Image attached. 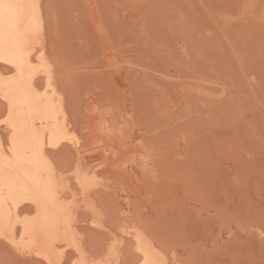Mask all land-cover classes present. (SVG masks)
<instances>
[{
	"label": "rangeland",
	"instance_id": "obj_1",
	"mask_svg": "<svg viewBox=\"0 0 264 264\" xmlns=\"http://www.w3.org/2000/svg\"><path fill=\"white\" fill-rule=\"evenodd\" d=\"M44 5L82 136L58 165L103 163L110 188L96 198L112 228L149 231L175 264H264V0ZM116 112L125 124L110 129ZM86 228L101 252L106 234ZM0 264L44 263L0 240Z\"/></svg>",
	"mask_w": 264,
	"mask_h": 264
},
{
	"label": "bare ground",
	"instance_id": "obj_2",
	"mask_svg": "<svg viewBox=\"0 0 264 264\" xmlns=\"http://www.w3.org/2000/svg\"><path fill=\"white\" fill-rule=\"evenodd\" d=\"M44 1L0 0V240L44 264H122L123 251L134 264H175L149 231L112 228L97 199L110 188L103 163L62 169L55 160L82 136L46 50ZM110 115L108 128L125 124ZM86 227L106 234L101 252L88 250Z\"/></svg>",
	"mask_w": 264,
	"mask_h": 264
},
{
	"label": "snow or ice",
	"instance_id": "obj_3",
	"mask_svg": "<svg viewBox=\"0 0 264 264\" xmlns=\"http://www.w3.org/2000/svg\"><path fill=\"white\" fill-rule=\"evenodd\" d=\"M11 7V6H10Z\"/></svg>",
	"mask_w": 264,
	"mask_h": 264
}]
</instances>
